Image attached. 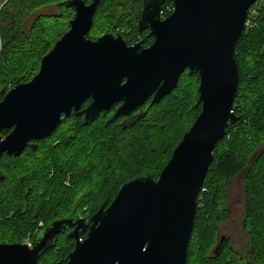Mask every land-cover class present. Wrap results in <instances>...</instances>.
<instances>
[{
  "label": "water",
  "instance_id": "95a60500",
  "mask_svg": "<svg viewBox=\"0 0 264 264\" xmlns=\"http://www.w3.org/2000/svg\"><path fill=\"white\" fill-rule=\"evenodd\" d=\"M171 1L164 20L165 0L143 2L138 29H149L153 37L146 49L141 43L129 47L112 34L90 40L99 0L89 6L81 0L65 2L75 12L69 30L29 82L1 91L0 158L20 156L29 142L35 149V142L50 137L72 114L83 116L86 125L119 105L110 120L125 116L122 128L131 126L141 117L131 114L151 97L152 105L159 104L185 71L198 81L201 111L159 177L125 183L108 207L89 218L82 241L78 228L69 233L75 243L66 264H186L197 200L215 146L240 119L232 111L239 82L234 48L256 0ZM71 226L68 218L54 221L32 248L0 244V264H38L55 237Z\"/></svg>",
  "mask_w": 264,
  "mask_h": 264
},
{
  "label": "trees",
  "instance_id": "16d2710c",
  "mask_svg": "<svg viewBox=\"0 0 264 264\" xmlns=\"http://www.w3.org/2000/svg\"><path fill=\"white\" fill-rule=\"evenodd\" d=\"M65 1L0 0L1 91L26 83L67 31L72 12ZM140 1L100 0L93 27L115 31L131 10L134 14L139 11ZM171 7L172 1L167 0L165 15L170 14L167 8ZM46 8L59 13L41 14ZM252 8L257 13L254 25L245 29L234 48L239 82L232 111L240 119L229 125L225 137L215 146L197 200L192 241H212L214 233H209V228L228 216L224 208L227 182L240 175L245 187V230L264 264V6ZM243 57H249L256 71L260 70L250 82L245 80ZM186 73L159 104L148 102L138 108L131 116L140 113L141 117L131 126L122 128L119 122L123 116L110 120L115 106L86 125L80 116L71 115L50 137L36 142V150H26L18 157L3 155L0 241H17L20 233L25 239L32 230H26L31 219L24 218L23 223V210L37 214V223L75 215L88 218L102 206L108 207L128 181L142 176L157 179L201 111L197 105L198 81ZM70 121L71 128L59 132ZM73 248L74 241L61 237L40 256L38 264L51 253L55 254L53 264H66Z\"/></svg>",
  "mask_w": 264,
  "mask_h": 264
},
{
  "label": "flooded vegetation",
  "instance_id": "af4514ba",
  "mask_svg": "<svg viewBox=\"0 0 264 264\" xmlns=\"http://www.w3.org/2000/svg\"><path fill=\"white\" fill-rule=\"evenodd\" d=\"M68 1H71V0H66L65 2H68ZM81 1L86 6H89L93 2V0H88V1L81 0ZM144 1L145 0H141L140 1V9H139L138 12H136V14H134L133 11L131 10L124 18V21L127 18H130V22L129 23L134 27L133 29L130 30L129 34H125L124 35V32L120 31V29H116L115 31H113L114 33H108L107 32L106 34H112L114 37L120 36L124 40L126 45L129 46V47L133 46V45H135L137 43H141L143 48H145V49L149 48L152 45V43H153V37L150 36V32L151 31L149 29H145L143 31H139V29H138V23H139V20H140L142 5H143ZM99 2H100V0H99ZM166 2H167V0H165L163 5L161 6L160 20H164L165 18H167L170 15V14L169 15H165V12H164V5H165ZM98 7H99V3L97 5V8H96L94 16H93V24H94L95 16H96L97 11H98ZM66 8L72 12V17L68 20V29H67V31H68L69 30V22L74 18L75 12H74L73 8H69V7H66ZM168 12L171 13L170 10ZM93 24H92V27H91V29H90V31L88 33V36H87L90 40H96L97 38L101 37V36H97L95 38H91L90 37V33L93 30ZM130 34L134 35L137 38L134 40V42H130L129 43L128 40L126 39V36H128ZM185 72L188 73V71H185ZM151 100H152V97L149 98L147 100V102L151 103ZM87 101L90 103V100H87ZM114 106H115L114 112L108 117H111V116H113L115 114L116 109L118 108L119 105H114ZM82 109H83V105L81 106L80 110H82ZM134 112L132 114H134ZM80 117H81V120H82L83 116H80ZM123 117H125V116H123ZM127 118L128 117L123 118L122 122L124 120H126ZM30 144H32V142L28 143V146L26 147V149L23 152H25L26 150H36L37 145H36L35 149H31L29 147ZM35 144H36V142H35ZM230 180H228L226 188H225L226 202H225L224 208H225V210H226V212L228 214L227 218L223 222L215 221L214 226L210 228L214 232L213 239H212L211 242H208V243L197 242V243L199 245H203L204 246L203 249H202L203 251L205 249H206V251H208V254H207L208 255L207 259L208 260L207 259L206 260L210 261V262L212 261V264H261L260 253H259V251H257V249L255 248L253 243L250 241L249 236L247 235V232H246L245 226H244L245 210H246V199H245V202H244V205H243V216H242V219L240 220V228H237L235 226L236 223L232 224L230 226H227V224H226V222L231 217L230 204H229V199H228V196H227V189H228V185H229ZM40 194H43V193L41 192ZM244 198H245V195H244ZM201 199L202 198H200V200ZM22 217H23V220H22L23 223H24V218H30L31 219L30 220L31 224L28 225V227H26V230L30 229L31 227H32V230L27 233L26 238L25 239L21 238V239H18L17 241L3 240V241H0V244H21V245H27L30 248H32L33 246L36 245L37 241L42 236L44 230L50 224H52L54 221L65 219V218L56 219V220L51 221V222H49L47 224L42 222V221L37 223L36 222L37 221V214L36 215L29 214L28 210H27V212H26V210L22 211ZM90 217L85 218V217L80 216V215H75L73 217L71 216V218L66 217V218L70 219V222H71V224H73V226L65 229L63 233L57 235L55 237V242H56V240L58 241V239L61 238V237L68 238L67 235L69 233H71L75 228H78V232L81 234L79 236V241H82L85 238V235H86L85 227L88 224V220H89ZM80 220H81V222H79ZM25 222H28V220H25ZM34 223H35V226H32ZM218 225H219V227L221 225L223 227H225V231L226 232L224 234L220 232V229H218V227H217ZM245 238H246V240H245ZM70 240L74 241L73 239H70ZM74 243H75V241H74ZM193 244H196V243H194V241H192V236H191V239H190V242H189V246H188V251H187L186 264H192V263H190V259H191L192 254L195 252L194 249L192 250V245Z\"/></svg>",
  "mask_w": 264,
  "mask_h": 264
},
{
  "label": "rangeland",
  "instance_id": "374dc122",
  "mask_svg": "<svg viewBox=\"0 0 264 264\" xmlns=\"http://www.w3.org/2000/svg\"><path fill=\"white\" fill-rule=\"evenodd\" d=\"M58 14L59 11H57L55 8L54 9H45L41 12V14ZM130 22V18H127L122 24H120V27L115 28L116 29H120V31L124 32L125 34H129L130 30L133 29L134 27L129 23ZM97 26V25H96ZM96 26L93 27V30L90 33V37L91 38H95L97 36H102L104 34L108 33H114L113 30H103V29H98ZM30 27V24L28 22V24H25L24 29L26 31H28V28ZM110 31V32H109ZM125 37V36H124ZM137 37H135L134 35L130 34L128 36H126V39L128 40V42H134V40ZM242 63L244 65V73H245V80L246 82H250V80H252L253 78H257V75L260 73V70L257 72L256 69L257 67L251 62L249 57H243L242 58ZM39 71V69H38ZM37 72H32L25 80H28L27 82H29L37 73ZM188 74V73H186ZM23 81V80H22ZM26 82V83H27ZM23 83V82H21ZM1 88V87H0ZM198 89V87H197ZM4 90V89H3ZM11 90V89H9ZM9 90L5 89V93H7ZM1 93V90H0ZM5 94L0 95V101L3 99ZM147 104H149L147 102ZM151 104V103H150ZM152 105V104H151ZM144 111L146 110V108L143 109ZM72 121L66 123L59 132L70 129L71 128V123ZM81 122V121H79ZM122 122V120H120L119 124ZM68 183V181L66 182ZM245 187H244V181L242 176H235L233 177L228 185V189H227V196L229 199V204H230V210H231V217L230 219L226 222L227 226H230L232 224L236 223V227L240 228V220L242 219L243 216V205L245 202ZM218 229H220L221 233H225V227H223L222 225L219 227V225L217 226ZM203 228V227H202ZM203 230V229H201ZM205 230V229H204ZM209 233L213 234L214 232L209 228ZM22 237H24V235L22 236V233L16 235V239H21ZM26 238V237H25ZM246 240V238H245ZM197 242L199 241H194V243L192 245V250L194 249V253L191 256L190 259V263L192 264H212V261H207V254L208 251H206V249L203 251V245H199ZM54 258H55V254L51 253L50 256L48 258H46L44 260L43 264H53L54 262ZM207 259V260H206Z\"/></svg>",
  "mask_w": 264,
  "mask_h": 264
},
{
  "label": "built area",
  "instance_id": "2783aa9c",
  "mask_svg": "<svg viewBox=\"0 0 264 264\" xmlns=\"http://www.w3.org/2000/svg\"><path fill=\"white\" fill-rule=\"evenodd\" d=\"M257 8L258 7H261V6H264V0H256L255 4H254ZM172 11V8L168 9L167 8V11ZM257 16V13H256V9H249V12H248V16H247V20H246V23H245V29H248V28H252L253 25H254V17Z\"/></svg>",
  "mask_w": 264,
  "mask_h": 264
}]
</instances>
